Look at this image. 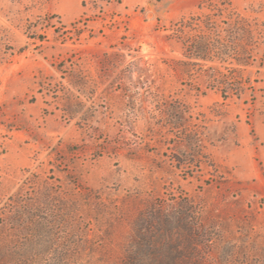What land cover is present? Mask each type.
<instances>
[{"label": "rangeland", "instance_id": "374dc122", "mask_svg": "<svg viewBox=\"0 0 264 264\" xmlns=\"http://www.w3.org/2000/svg\"><path fill=\"white\" fill-rule=\"evenodd\" d=\"M0 264H264V0H0Z\"/></svg>", "mask_w": 264, "mask_h": 264}, {"label": "trees", "instance_id": "16d2710c", "mask_svg": "<svg viewBox=\"0 0 264 264\" xmlns=\"http://www.w3.org/2000/svg\"><path fill=\"white\" fill-rule=\"evenodd\" d=\"M207 23L204 22L200 18H192L189 21L183 22L179 29L178 33L181 35H189L191 30H196L197 27L203 28L206 27ZM204 32V31H203ZM186 38V37H185ZM189 39L187 41L188 48L191 49V58L195 60H203V61H211V56H213L209 51L205 44V37H197L194 38L193 36L187 37ZM214 58V57H212Z\"/></svg>", "mask_w": 264, "mask_h": 264}]
</instances>
